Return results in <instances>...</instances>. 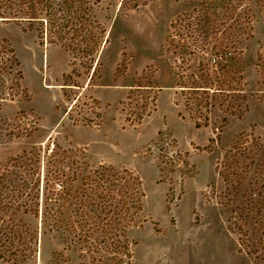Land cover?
I'll list each match as a JSON object with an SVG mask.
<instances>
[{"label": "rangeland", "instance_id": "obj_1", "mask_svg": "<svg viewBox=\"0 0 264 264\" xmlns=\"http://www.w3.org/2000/svg\"><path fill=\"white\" fill-rule=\"evenodd\" d=\"M193 7L78 0L59 12L38 3L32 23L0 18V164L59 145L89 169L134 172L146 196L143 221L128 232L130 264H264V209L244 203L258 187L253 171L240 182L247 166L238 155L242 134L264 148V21L226 22V47L183 57ZM194 72L213 75V84L202 80L215 95L209 112L188 105ZM67 243L41 235L37 255L21 264H90Z\"/></svg>", "mask_w": 264, "mask_h": 264}, {"label": "trees", "instance_id": "obj_2", "mask_svg": "<svg viewBox=\"0 0 264 264\" xmlns=\"http://www.w3.org/2000/svg\"><path fill=\"white\" fill-rule=\"evenodd\" d=\"M77 1L0 0V18L15 21L27 19L32 23L36 19L38 3L44 6V10L54 11L55 8L59 12L62 7L74 8ZM190 2L194 7L186 15V26L190 28L192 45L181 39L179 51L183 57L194 54L193 50L206 53L210 44H214L213 48L216 49L226 47L228 42L219 41L218 34L226 22H241L246 29L258 15L264 21V0ZM57 12L54 19L52 13L48 18L54 24L60 21ZM9 52L11 55L14 53L12 49ZM12 58L13 63L18 65L14 56ZM259 58L261 60V53ZM200 70L203 71V68ZM205 76L208 78L205 82L213 84V75ZM205 76L194 72L191 86L178 83V87H186L190 96L196 95L188 100L189 106L196 104V107L209 112L215 95L209 93L212 87L202 82ZM204 120L207 123V115ZM238 139L233 145H237ZM248 139L249 135L242 134V153L238 155H242V165L247 167L246 170L242 169L240 182L243 185L253 171L250 186L252 183L257 185L258 192L251 191L244 203L257 206L261 212L264 209V148L256 138L253 147H249ZM77 152L59 145L53 148L48 145L46 150L32 147L0 164V259L7 264H21L34 258L39 250L41 235L64 238L68 242L67 248L79 247L80 258L90 264H130L133 253L128 232L143 221L146 196L143 182L127 168L101 164L89 169L85 157ZM261 152L262 158H258ZM235 160L238 163L239 159ZM252 210L250 208L249 211ZM247 216L249 218V213ZM27 217L36 221L35 229L27 226ZM260 217L264 222V214L260 213Z\"/></svg>", "mask_w": 264, "mask_h": 264}]
</instances>
